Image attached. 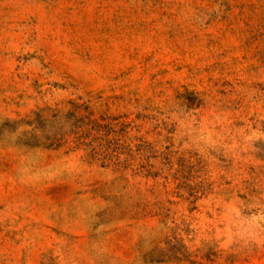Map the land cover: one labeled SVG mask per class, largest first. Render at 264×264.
I'll use <instances>...</instances> for the list:
<instances>
[{
    "label": "rangeland",
    "instance_id": "374dc122",
    "mask_svg": "<svg viewBox=\"0 0 264 264\" xmlns=\"http://www.w3.org/2000/svg\"><path fill=\"white\" fill-rule=\"evenodd\" d=\"M0 264H264V0H0Z\"/></svg>",
    "mask_w": 264,
    "mask_h": 264
}]
</instances>
